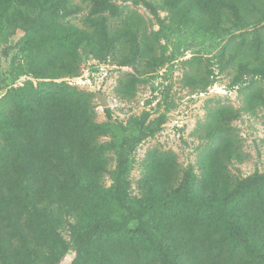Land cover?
Returning <instances> with one entry per match:
<instances>
[{
    "label": "rangeland",
    "instance_id": "rangeland-1",
    "mask_svg": "<svg viewBox=\"0 0 264 264\" xmlns=\"http://www.w3.org/2000/svg\"><path fill=\"white\" fill-rule=\"evenodd\" d=\"M114 1L143 15L164 59L154 71L138 75L131 96L117 87L135 73L133 65L89 46L77 49V75L41 78L28 72L21 47L38 20L37 10L14 2L7 10L0 32V99L19 90L22 104L29 93L34 112L20 125L3 126L21 144L12 162L16 170L0 167V264H165L141 236L143 226L171 247L178 264H264V181L242 191L228 207L239 216L251 246L217 211L156 206L179 191L222 203L238 194L245 180L264 175V104L246 109L242 87L250 77L234 82V73L216 64L224 41L193 27L175 31L158 0ZM72 19L82 23L80 15ZM194 62L210 65L212 81L205 89L186 83ZM76 76L81 82L69 83L67 78ZM98 90L108 97V106L98 100ZM224 105L234 112L229 117L232 143L215 145L197 129L211 108ZM230 144L239 152L225 153ZM126 148L127 195L141 215L132 231L98 235L78 259V241L90 225L122 214L114 185ZM15 177L17 188L12 187ZM20 188L30 191L41 208L30 210ZM67 209L78 212V219ZM32 243L53 252L37 258Z\"/></svg>",
    "mask_w": 264,
    "mask_h": 264
},
{
    "label": "trees",
    "instance_id": "trees-1",
    "mask_svg": "<svg viewBox=\"0 0 264 264\" xmlns=\"http://www.w3.org/2000/svg\"><path fill=\"white\" fill-rule=\"evenodd\" d=\"M12 2L32 6L37 10L38 20L33 30L24 38L21 47L28 59V72L37 77L56 78L77 75L80 71V56L77 49L89 46L97 53L113 55L122 64L133 65L135 73L125 75L120 79L117 87L118 93L131 96L137 86L138 75L154 71L164 64L157 47L159 40L155 34L149 33L143 15L133 8L127 10L120 8L114 0H0V32ZM158 2L169 12L170 26L175 31L193 27L205 35L223 40L224 44L216 58V64L222 70L229 69L234 73V82L250 77L247 84L242 87L246 109L255 111L259 105L264 104L262 82L264 80V0H158ZM79 15L81 24L72 19ZM199 64L200 62L192 63L186 73V83L194 90L205 89L212 81L210 65L207 63L202 67ZM18 92L19 90H16V93L8 92L0 99V167H4L7 171L16 170L12 162L16 154V146L19 149L21 142L17 143L19 137L16 134L9 136L3 126L11 128L20 125L21 122L32 118L34 112L31 106L32 95L28 93L24 98L25 101L20 104L22 96L18 95ZM233 113L232 106L229 105L211 108L206 121L201 122L197 129L199 136L214 140L215 145H220L224 141L230 142L232 133L230 134L229 117ZM88 122L90 125L95 124L92 113ZM138 140L139 136L133 138L134 142ZM127 151L126 148L120 159L119 176L114 185V197L122 214L117 219H101L90 225L78 241L76 248L78 259L85 255L88 246L98 235L132 231V224L141 215L127 195L125 176L128 167ZM238 152L239 148L236 144L226 146L225 153L234 155ZM263 181L264 175L248 178L238 194H231L222 203L213 202L210 198L190 195L187 191H179L175 197L157 202L156 206L162 211L183 206L217 211L231 219L237 237L251 246L249 238L243 235L245 230L239 216L228 210V207L240 200L242 191H244L242 194L246 193L249 188ZM16 183L18 185L20 180L16 182L15 177L12 187L17 188ZM1 189L3 193L7 191L5 185H2ZM17 191L30 201L27 203L30 210L41 208L40 202L35 200L30 191L24 192V188ZM56 210L58 209L54 206L53 211ZM65 211L77 219L80 215L69 209ZM261 229L264 231V225ZM140 234L165 264H178L171 247L148 226H143ZM31 250L37 254V258L53 252L50 247L37 246L36 243L31 244Z\"/></svg>",
    "mask_w": 264,
    "mask_h": 264
},
{
    "label": "water",
    "instance_id": "water-1",
    "mask_svg": "<svg viewBox=\"0 0 264 264\" xmlns=\"http://www.w3.org/2000/svg\"><path fill=\"white\" fill-rule=\"evenodd\" d=\"M96 96L98 98V100L101 102V104L103 106H108L109 105V100L108 97L106 96V94H104L102 91H97L96 92Z\"/></svg>",
    "mask_w": 264,
    "mask_h": 264
},
{
    "label": "built area",
    "instance_id": "built-area-1",
    "mask_svg": "<svg viewBox=\"0 0 264 264\" xmlns=\"http://www.w3.org/2000/svg\"><path fill=\"white\" fill-rule=\"evenodd\" d=\"M89 63L90 62H88L87 65H89ZM100 65H101L102 69H106V66H105L104 62H101ZM86 71H87V74H89V72H88L89 70L86 69ZM67 79H68L69 83H80L81 79H82V76H76L74 78H67Z\"/></svg>",
    "mask_w": 264,
    "mask_h": 264
}]
</instances>
